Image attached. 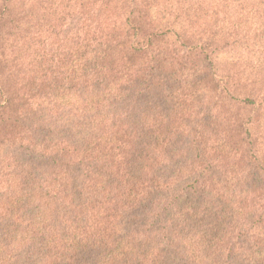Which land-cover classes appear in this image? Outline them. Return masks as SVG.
<instances>
[{
  "label": "trees",
  "instance_id": "1",
  "mask_svg": "<svg viewBox=\"0 0 264 264\" xmlns=\"http://www.w3.org/2000/svg\"><path fill=\"white\" fill-rule=\"evenodd\" d=\"M0 264H264V0H0Z\"/></svg>",
  "mask_w": 264,
  "mask_h": 264
},
{
  "label": "rangeland",
  "instance_id": "2",
  "mask_svg": "<svg viewBox=\"0 0 264 264\" xmlns=\"http://www.w3.org/2000/svg\"><path fill=\"white\" fill-rule=\"evenodd\" d=\"M226 55L225 54H221L220 56H219V58L221 59V60H225L226 59Z\"/></svg>",
  "mask_w": 264,
  "mask_h": 264
}]
</instances>
